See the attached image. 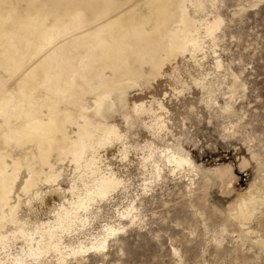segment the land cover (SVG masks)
<instances>
[{
	"label": "rangeland",
	"instance_id": "rangeland-1",
	"mask_svg": "<svg viewBox=\"0 0 264 264\" xmlns=\"http://www.w3.org/2000/svg\"><path fill=\"white\" fill-rule=\"evenodd\" d=\"M184 4L199 22L200 52L190 48L155 76L145 66L123 102L112 96L104 121L121 139L104 138L95 156L100 172L122 184L96 198L88 216L80 212L87 221L64 236V263L53 252L34 262L19 235L10 236L7 250L0 245L1 264L15 257L24 264H264V0ZM213 22L220 24L209 38L205 29ZM167 150L188 163H166ZM91 157L90 151L84 160ZM83 169L67 158L56 165V183L39 182L29 194L20 177L10 205L26 231L69 208L71 186L83 190V181L95 179ZM106 228L114 231L104 250L80 249L102 240Z\"/></svg>",
	"mask_w": 264,
	"mask_h": 264
},
{
	"label": "bare ground",
	"instance_id": "bare-ground-1",
	"mask_svg": "<svg viewBox=\"0 0 264 264\" xmlns=\"http://www.w3.org/2000/svg\"><path fill=\"white\" fill-rule=\"evenodd\" d=\"M136 1L0 0V245L3 249L7 250L10 236L16 241L20 235L29 247L28 257L34 262L53 252L64 263L69 256L61 249L64 236L80 231L75 228L87 221L80 212L87 215L96 198L104 200L122 184L113 175L100 172L95 156L96 145L111 136L120 138L104 121L114 105L112 96L123 102L127 89L145 76V66L149 68L147 74L155 76L173 59L190 52V48L200 52L199 27L187 13L186 0ZM219 24L209 23L204 34L213 37ZM88 97L93 98L91 105ZM152 118L155 120V116ZM155 122L159 128L164 127L165 122L159 118ZM90 151L92 157L84 160ZM67 158L72 159L76 168L88 169L95 179L89 185L83 181V190L74 183L69 189L72 197L66 201L69 208L60 206L53 222L40 223L34 231H26L25 223L17 219L16 208L10 205L18 180L23 175L26 177L22 187L26 194L39 182L56 183L61 176L56 165ZM162 158L176 165L175 168L188 163L169 150L163 152ZM8 224L18 229L8 233ZM113 231L106 228L102 240L80 249L104 250L108 232ZM13 263L25 262L22 257H15Z\"/></svg>",
	"mask_w": 264,
	"mask_h": 264
}]
</instances>
